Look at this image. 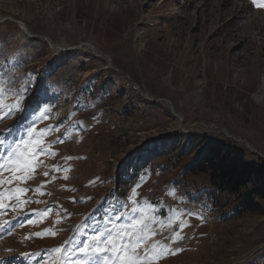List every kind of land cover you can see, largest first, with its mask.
Instances as JSON below:
<instances>
[{"label": "rangeland", "instance_id": "374dc122", "mask_svg": "<svg viewBox=\"0 0 264 264\" xmlns=\"http://www.w3.org/2000/svg\"><path fill=\"white\" fill-rule=\"evenodd\" d=\"M204 138L264 160V7L0 0V165L26 153L20 171L0 169L17 188L0 189L1 225L25 199L0 264H102L111 253L79 249L136 221L155 233L142 251L175 252L152 264H264V201L241 210L251 185L230 195L186 172ZM137 156L148 163L132 174Z\"/></svg>", "mask_w": 264, "mask_h": 264}, {"label": "trees", "instance_id": "16d2710c", "mask_svg": "<svg viewBox=\"0 0 264 264\" xmlns=\"http://www.w3.org/2000/svg\"><path fill=\"white\" fill-rule=\"evenodd\" d=\"M192 140L197 141V138L192 137ZM202 140L201 149L195 153L193 161L187 168V174L207 175L211 186L230 195H237L251 185V190L243 194L241 210L258 211L259 207L253 202V198L257 197L264 201V160L257 158L255 161H248L246 150L235 143L216 138ZM147 163L142 156H137L130 166V172L135 174ZM122 183L125 184L126 180L124 179Z\"/></svg>", "mask_w": 264, "mask_h": 264}, {"label": "snow or ice", "instance_id": "6c2138e0", "mask_svg": "<svg viewBox=\"0 0 264 264\" xmlns=\"http://www.w3.org/2000/svg\"><path fill=\"white\" fill-rule=\"evenodd\" d=\"M253 3L258 7H264V0H253ZM35 131L36 129H32V133H35ZM32 133H30V135ZM41 135H43V133H41ZM25 156V152H20L10 165H0V169L14 167L16 171H20V169L25 166ZM45 175H47V173H45ZM65 179H67V177H65ZM0 183H3V181H0ZM135 194L136 190L133 189V195ZM141 224L142 221H136L130 225V230L121 234L119 240L111 235L106 239L102 238V236H95L93 237V245L85 244L79 251L85 255H87L90 250L93 255L98 253H111V257L108 255L102 256V264H152L154 260L175 254L172 249L168 248L167 245H161L159 241L155 242L150 250L142 251V243L148 240L149 234L154 236L155 233L148 229L147 224H143L142 227ZM179 238H181L179 233H176L174 239ZM55 251L59 253L62 249L57 248Z\"/></svg>", "mask_w": 264, "mask_h": 264}, {"label": "bare ground", "instance_id": "6f19581e", "mask_svg": "<svg viewBox=\"0 0 264 264\" xmlns=\"http://www.w3.org/2000/svg\"><path fill=\"white\" fill-rule=\"evenodd\" d=\"M22 27H24L23 25H22ZM25 29V28H24Z\"/></svg>", "mask_w": 264, "mask_h": 264}, {"label": "water", "instance_id": "95a60500", "mask_svg": "<svg viewBox=\"0 0 264 264\" xmlns=\"http://www.w3.org/2000/svg\"><path fill=\"white\" fill-rule=\"evenodd\" d=\"M257 154V153H256Z\"/></svg>", "mask_w": 264, "mask_h": 264}]
</instances>
